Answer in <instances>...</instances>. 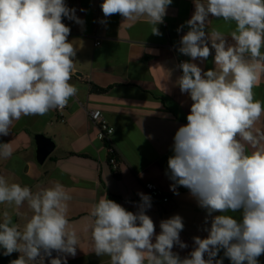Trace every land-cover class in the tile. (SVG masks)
Here are the masks:
<instances>
[{
    "label": "clouds",
    "instance_id": "9594fccd",
    "mask_svg": "<svg viewBox=\"0 0 264 264\" xmlns=\"http://www.w3.org/2000/svg\"><path fill=\"white\" fill-rule=\"evenodd\" d=\"M172 2L103 0L101 9L105 18L146 17L151 33L161 36L157 25L164 23ZM193 4L190 19L177 29H189L177 50L191 61L179 64L178 86L192 104L187 124L175 132L166 175L174 194L179 195L178 186L188 189L205 210L207 237H193V250L181 258L173 251L174 246L188 247L180 239V215L161 220L156 234L146 214L149 195L138 193L141 203L135 213L105 195L92 205L90 216L93 252L108 256V264H223L217 259L221 250L231 264H259L264 254V131H253L264 115V101L255 99L253 91L264 70V0ZM210 17L235 23L230 32L234 44L218 29L209 35ZM63 18L84 24L65 0H0V136L10 134L13 121L63 110L77 95L78 89L69 83L76 48L68 40L71 29ZM213 50L220 71H204L194 61L203 64ZM246 144L256 150L248 152ZM12 154L10 143H0V158ZM71 199L59 182L33 193L29 186L9 184L0 175V204L19 208L27 201L33 213L23 228L13 223L8 211L2 214V254H20L10 264H46L53 251L59 255L48 264H67V256H76L79 238L68 219ZM230 212H240L241 218Z\"/></svg>",
    "mask_w": 264,
    "mask_h": 264
},
{
    "label": "crops",
    "instance_id": "0c3cea01",
    "mask_svg": "<svg viewBox=\"0 0 264 264\" xmlns=\"http://www.w3.org/2000/svg\"><path fill=\"white\" fill-rule=\"evenodd\" d=\"M102 3L103 0H66L67 6L75 8L76 16L84 21L81 26L62 19L71 29L68 40L76 48L69 83L76 86L77 95L69 99L62 114L54 109L44 116L13 121L10 134L0 136V143H10L13 150L9 159L0 158V175L9 184L29 186L33 193L57 182L64 185L72 197L68 202L69 228L74 229L79 238L77 254L67 256V264H108V256H97L93 252L92 205L107 195L108 199L135 213L141 203L138 193L149 195L144 185L152 183L163 191L168 201L154 203L151 199V208L146 214L152 218L156 234L160 232L161 220L176 214L183 218L180 239L188 247L174 246L173 251L184 258L194 248L193 237H207L203 230L205 210L197 205L188 189L178 186L179 195L174 194L170 190L172 181L166 175L175 132L187 124L192 104L190 96L181 93L178 86L182 69L178 67L177 49L180 38L189 29L186 25L180 32L177 29L193 14V0H173L164 23L157 25L161 36L151 33L146 17L125 20L114 14L105 18ZM213 28L224 32L229 43L234 44L230 36L235 29L234 22L226 24L222 19L210 17L209 35ZM97 42L99 45H95ZM213 57L214 50L203 64L199 60L194 62L204 71H220ZM184 59L191 61L188 56ZM91 84L106 91L93 92ZM253 91L255 99L264 101V70ZM90 110H100L105 123L114 130L110 144L118 162L116 173L108 162L107 145L98 139V128L89 119ZM256 129L264 131V115L254 124L253 131ZM38 134L54 142L53 150L43 163L36 159L35 136ZM260 147H264V142ZM246 150L256 149L246 144ZM0 207L11 213L14 223L21 228L33 215L27 201L19 208L7 204ZM228 214L241 218L240 212ZM207 226L210 227V223ZM16 254L18 258L20 254ZM50 259L46 258V264ZM217 259L231 264L223 250ZM258 262L264 264V254L258 257Z\"/></svg>",
    "mask_w": 264,
    "mask_h": 264
},
{
    "label": "built area",
    "instance_id": "2783aa9c",
    "mask_svg": "<svg viewBox=\"0 0 264 264\" xmlns=\"http://www.w3.org/2000/svg\"><path fill=\"white\" fill-rule=\"evenodd\" d=\"M66 3V0H65ZM63 23L65 24V22L63 21ZM95 45H99V42L95 43ZM180 58H178V66L181 62H184L185 59V55H182L181 53H179ZM66 108V107H65ZM64 108V109H65ZM63 110H58V112H60L62 114ZM89 119L91 120V122L93 123V125H95L98 128V139L103 141L104 143H107V149L109 151V154H113L115 151L113 149V147H111L110 144V137L113 134V128L108 126L104 119H103V115L102 112L100 110H90L88 113ZM109 155V156H110ZM109 164L112 167L113 170H118V162L117 159H115V157L111 156L109 157ZM145 190L147 191V193L149 194V196L151 197L152 201L154 203H158V201H163V202H167L168 198L166 196L163 195V191L161 189H159L157 186H155L152 183H146L144 185ZM58 256V253L53 251L52 253V257L51 258H56Z\"/></svg>",
    "mask_w": 264,
    "mask_h": 264
},
{
    "label": "water",
    "instance_id": "95a60500",
    "mask_svg": "<svg viewBox=\"0 0 264 264\" xmlns=\"http://www.w3.org/2000/svg\"><path fill=\"white\" fill-rule=\"evenodd\" d=\"M37 144V162L43 163L54 148V142L43 134L35 136Z\"/></svg>",
    "mask_w": 264,
    "mask_h": 264
},
{
    "label": "trees",
    "instance_id": "16d2710c",
    "mask_svg": "<svg viewBox=\"0 0 264 264\" xmlns=\"http://www.w3.org/2000/svg\"><path fill=\"white\" fill-rule=\"evenodd\" d=\"M91 91L93 92H97V93H101V92H104L106 91V89L104 88H100V87H97L93 84H91ZM105 145H107V143H105ZM116 153L114 152L113 154H111L109 157L113 156L115 157L116 159ZM109 159L108 158V162H109ZM112 168V167H111ZM113 170V169H112ZM118 170H113L114 173H116ZM3 251H0V264H10V261L13 260V259H16L17 258V254L16 253H13L12 255L10 256H4L3 254Z\"/></svg>",
    "mask_w": 264,
    "mask_h": 264
},
{
    "label": "rangeland",
    "instance_id": "374dc122",
    "mask_svg": "<svg viewBox=\"0 0 264 264\" xmlns=\"http://www.w3.org/2000/svg\"><path fill=\"white\" fill-rule=\"evenodd\" d=\"M4 211H6L3 207H0V218L2 219V214H3V212ZM10 215H11V213H9ZM12 216V215H11ZM12 220H13V223H14V219H13V216H12ZM0 251H2L1 249H0Z\"/></svg>",
    "mask_w": 264,
    "mask_h": 264
}]
</instances>
